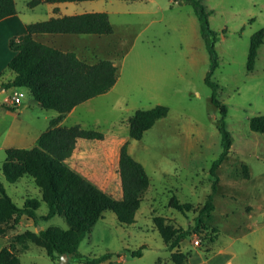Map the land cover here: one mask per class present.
Masks as SVG:
<instances>
[{
  "label": "rangeland",
  "instance_id": "obj_1",
  "mask_svg": "<svg viewBox=\"0 0 264 264\" xmlns=\"http://www.w3.org/2000/svg\"><path fill=\"white\" fill-rule=\"evenodd\" d=\"M14 1L16 18L30 23L45 20L58 11L54 7L57 5L61 13L108 14L113 28L109 35H54L67 38L69 48L87 63L112 61L118 75L109 91L80 103L64 121L66 126L79 124L104 135L102 141L80 140L74 158L85 160L90 154H103L106 159L89 158L84 163L73 158L67 164L97 187L105 188V193L120 199L117 159L120 147L127 142L128 153L149 177V187L134 223L119 224L112 212L104 211L80 241L78 250L91 257L109 252L110 259L119 264H153L156 257L166 260L170 251L165 248L152 217L161 216L165 224L174 228H192L198 208L211 193L209 169L221 151L217 131L220 113L211 104V90L204 83L210 66L209 54L192 7L173 0H88L41 3L29 8L28 0ZM202 3L210 11L209 25L216 32L218 66L210 79L217 86V98L227 108L225 122L232 143L216 171L214 211L204 218L199 232L188 235L179 245L183 252L199 247L207 256L231 244L235 263L257 264L256 260L262 258L264 264L261 250L247 242L256 243L264 237V133L253 132L248 126L251 117L264 114V38L253 69L246 68L250 37L264 30V0H202ZM15 21L18 31L17 26L22 25ZM5 70L3 79L12 77L9 69ZM15 93H21L22 104L31 96L23 87L0 91V104L3 98ZM157 104L168 108L167 115L146 130L141 139H130L128 119L135 111ZM54 113L41 107L25 109V117L37 131L45 129L46 118ZM8 122L7 118L0 120V183L17 207L33 198L39 203L37 215H43L47 207L31 177L9 183L2 174ZM85 167H89V173ZM171 195L181 203H190L192 209L181 213L169 207ZM31 221L24 215L15 233L7 231L0 235V249L25 230L67 228L64 219L57 215L46 221L39 219L36 226ZM215 236L209 245L211 252L206 253L204 248ZM141 246H144L142 255L132 257L129 252ZM18 258L20 264H58V260L53 261L34 244L20 252ZM66 264L82 263L68 259Z\"/></svg>",
  "mask_w": 264,
  "mask_h": 264
},
{
  "label": "trees",
  "instance_id": "obj_2",
  "mask_svg": "<svg viewBox=\"0 0 264 264\" xmlns=\"http://www.w3.org/2000/svg\"><path fill=\"white\" fill-rule=\"evenodd\" d=\"M88 0H28L27 6L34 8L41 3L81 2ZM189 4L197 16L201 38L209 54L210 66L204 76V83L210 90L211 104L219 110L220 119L217 131L220 136L221 151L211 163V193L198 208L192 228L180 229L165 224L161 216H153L152 222L163 244L170 251L173 264H185L188 253L180 251L182 239L197 233L204 224V218L214 211L213 194L217 190L218 166L226 159L232 138L226 128V106L217 98V86L210 79L218 66L215 51L216 32L210 28V11L202 0H173ZM55 12V11H54ZM14 0H0V20L15 15ZM113 28L106 12H83L73 15L51 16L48 19L25 25V33L9 40V48L14 56L7 64L13 73L12 80L1 84L3 89L10 87L26 88L31 96L45 110L57 112L49 121V128L43 132L31 148H7L2 163V174L9 183L29 176L39 190L47 211L38 216V201L27 198L21 208L17 207L5 194L0 183V235L13 231L22 216L30 218L34 226L38 220H48L61 216L66 229L46 228L37 232L25 230L15 235L7 247L0 249V264H20L18 254L30 244L41 247L53 261L65 254L68 259L82 264H102L109 261L112 254L89 256L78 250L80 241L91 227L102 217L104 211L112 212L119 224L129 225L135 221L142 197L149 187V177L143 166L134 160L124 143L118 152L117 173L121 197L115 199L94 183L74 171L67 164L78 140L102 141V132L84 129L79 125L57 126L63 117L75 106L109 91L117 80V67L106 59L87 63L73 51H62L41 43L33 38L38 34L109 35ZM264 30H258L250 37L246 62L247 70H252L257 50L263 43ZM168 108L157 104L149 109H140L128 119L130 139L139 140L143 133L160 118L167 115ZM253 132L264 133V114L251 117L248 122ZM168 206L185 213L192 209L190 203H181L175 195L168 199ZM212 237L209 242H212ZM141 246L130 251L132 257L142 255ZM206 252L209 249L205 250Z\"/></svg>",
  "mask_w": 264,
  "mask_h": 264
},
{
  "label": "crops",
  "instance_id": "obj_3",
  "mask_svg": "<svg viewBox=\"0 0 264 264\" xmlns=\"http://www.w3.org/2000/svg\"><path fill=\"white\" fill-rule=\"evenodd\" d=\"M54 7H57L58 11H56V12L53 11L49 15V17L58 16V15L61 16V15L79 14V12L61 13L59 11V9H60L59 5L54 6ZM17 14H18V11L16 9L15 15H12V16H9V17H6V18L0 20V91L1 92H3L4 90H8V89L9 90L15 89V87H10V88H6V89H3L1 87V84L12 80V78L14 76L13 73L9 70L12 73V77H11V75H9L10 77H7L6 79H3V77H2V74L6 72L5 69L6 68L8 69V67H7L8 62L14 56V52L9 48V40L12 38H18L19 36L23 35L25 33V25L30 23L29 21H23L20 18L17 19L16 18ZM49 17H46V19H48ZM15 20L19 21L18 23H21V25H22V26H17L18 31H16L15 27H14L15 24H17V23H15L16 22ZM40 35H49V36H40ZM51 35H53V36H51ZM54 35H56V34H38V35H34L33 38L35 40L41 42V43H44L46 45L58 48L59 50L72 51V49L69 48V43H67V38H62L60 36H54ZM64 41H66V43H63ZM73 52H75V51H73ZM30 97L28 98L26 103L22 104L20 101V103L17 106L7 107V105L4 103V99L6 97L3 98L2 104H0V120H5L6 118L9 119V122L6 126V129H5L6 138L4 140V145H3L5 149H7V148H26V149H28V148L33 147L36 143L37 138L49 128V121L57 116V112H55L54 114H52L48 118H46V116H44L46 118V120L48 121L47 126L45 127V129L37 131L35 128L32 127L31 122L28 121V119L25 117V109L33 108V107H41V106L32 96H30ZM75 107L63 117V119L58 123L57 126H66L64 124L65 118L74 111ZM8 109L15 110V111H13L12 113H9ZM77 125H79V124H77ZM66 127H68V126H66ZM79 141L80 140H78L76 142V147H75L73 153L75 152ZM73 158L74 157L72 154V157L70 158L69 163L71 162V160ZM75 158H77V159L80 158L85 163L86 160L89 158L100 159L101 161H104L106 159V155L104 156L102 154L100 156H97L96 154H90V156H88L85 160H83L81 157L75 156ZM71 168L74 169L73 167H71ZM85 168L89 173L90 172L89 167H85ZM75 171L77 173H79L80 175H82L81 171L76 170V169H75ZM87 179L89 181H91L92 183H94V181H92L91 179H89V178H87ZM98 188H100L104 192H107L105 190V188H102L100 186ZM31 224L34 226L33 221H31ZM39 229H41V228H39ZM15 230H16V228L12 232H14ZM38 230H35V231L30 230V231L37 232ZM260 235H262V233H260ZM247 242L252 247L259 248V250H261L260 251L261 256L264 257V237H261L258 240H256V243L254 241H252L250 243V240H248ZM210 243L211 242L208 243V245L206 246V248H204V250L209 249V251L211 252V246H209ZM199 249H200L199 247H195V246L192 250H189L187 252H183L180 249V251L182 253H188L187 260H186L185 264H238V263H235V261H234L235 254H234V251L231 249V244H229L228 246H225V247H220L215 251L213 250V252L207 256H205L206 254L204 255ZM116 259H117V257H116ZM118 259H120V257ZM121 260H118V261H121ZM255 260H256V258H255ZM256 261H257V264H259V263L261 264L262 258H260L259 260H256ZM108 264H119V263L115 260L110 259L108 261ZM153 264H173L171 259H170V253L167 256V259L164 261L161 260L160 258L156 257V259H154V261H153Z\"/></svg>",
  "mask_w": 264,
  "mask_h": 264
},
{
  "label": "built area",
  "instance_id": "obj_4",
  "mask_svg": "<svg viewBox=\"0 0 264 264\" xmlns=\"http://www.w3.org/2000/svg\"><path fill=\"white\" fill-rule=\"evenodd\" d=\"M21 93H15L13 96L6 97L4 103L7 106H17L20 103ZM195 244H198V240H195Z\"/></svg>",
  "mask_w": 264,
  "mask_h": 264
},
{
  "label": "water",
  "instance_id": "obj_5",
  "mask_svg": "<svg viewBox=\"0 0 264 264\" xmlns=\"http://www.w3.org/2000/svg\"><path fill=\"white\" fill-rule=\"evenodd\" d=\"M67 256L65 254L61 255L59 261H58V264H66L67 263Z\"/></svg>",
  "mask_w": 264,
  "mask_h": 264
}]
</instances>
